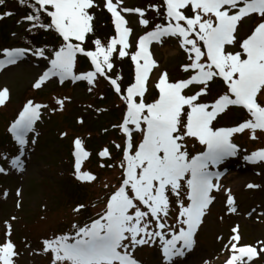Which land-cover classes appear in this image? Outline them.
Listing matches in <instances>:
<instances>
[{
  "label": "snow or ice",
  "instance_id": "1",
  "mask_svg": "<svg viewBox=\"0 0 264 264\" xmlns=\"http://www.w3.org/2000/svg\"><path fill=\"white\" fill-rule=\"evenodd\" d=\"M19 2L23 4L25 0ZM121 3L122 0H116V3L106 0L105 4L114 19L118 39L111 38L105 46L97 38L94 40L95 50L86 51L82 43L86 34L93 31V16L89 9L93 7L94 0H34L31 3L34 11L23 19L30 23V28H54L63 40L50 60L51 66L39 76L34 86L39 88L50 76H58L61 81L69 76L73 80L83 78L91 84L98 74L104 75L113 67L110 58L114 52L118 51L120 57L126 56L131 29L125 26L127 21L117 10ZM0 4H4V0H0ZM164 5L167 23L157 24L154 30L140 36L138 50L131 56L136 66L135 82L123 97L127 111L120 127L128 142L121 163V186L109 197L104 214L90 225H73L77 229L74 234L44 241V251L53 254L52 264H139L131 250L148 244L156 237L163 241V253L169 260L173 256L184 255L186 250L192 249L195 233L212 203L210 193L220 188V184L214 182L220 173L212 171L211 166L220 165L226 157L237 154L238 145L232 140L233 133L250 129L255 139L256 130L264 131V101L260 99L264 97V0H164ZM187 6L191 7L193 15H185L183 9ZM122 11L144 15L140 8H123ZM44 14L50 17V23L42 22ZM251 14H257L260 22L250 35L240 41L239 51H228L237 43L238 22ZM10 15L11 12L0 13V18ZM139 22L148 24V20L143 18ZM165 36L179 39L191 61L182 67L185 71L193 70L194 74L176 82H169L166 71L160 74L156 84L159 96L146 103L144 96L149 73L157 63L151 58L148 45L152 41L162 42ZM201 42L205 50H202ZM117 45H120L118 49ZM3 51L5 58L0 59V68L16 63L29 49ZM77 53L91 58L94 71L82 76L73 73ZM34 55L43 57L44 49H36ZM202 57H206L203 62ZM214 77L223 78L228 90L212 102H199L198 97L207 93L208 83ZM110 79L115 91L120 93L117 80ZM193 83L202 87L195 94L184 95L183 90ZM7 98L8 89L0 90V105ZM232 105L246 108L251 118L235 127H213L218 115ZM41 107L32 100L27 101L19 119L12 125V132L20 144L25 143V134L33 129ZM129 125L142 135L135 148L131 143L133 129ZM189 138L206 146V150L190 156L186 144ZM74 144L77 178L93 181L95 176L92 173L81 170V162L89 153L82 149L80 138H76ZM108 154L105 149L99 155ZM245 159L264 161V148L253 151ZM13 165L19 167L18 157L13 160ZM3 171L0 168V172ZM183 181H186L189 203H180L179 215L183 218L181 224L186 227L173 231L171 238L166 239L164 219L169 214L171 203L168 193L179 199ZM248 187L255 185L249 184ZM227 202L233 205L234 198L229 195ZM82 207L78 205L77 210ZM235 210V207L231 208V211ZM10 227L8 225L9 230ZM233 233L231 254L225 264H250L254 257L264 253V247L258 252L255 246H238V226L233 228ZM18 255L11 240L0 244V264H15L14 258ZM204 264L209 262L204 261Z\"/></svg>",
  "mask_w": 264,
  "mask_h": 264
},
{
  "label": "rangeland",
  "instance_id": "2",
  "mask_svg": "<svg viewBox=\"0 0 264 264\" xmlns=\"http://www.w3.org/2000/svg\"><path fill=\"white\" fill-rule=\"evenodd\" d=\"M31 3L29 6L21 5L11 0L7 3V8L0 9L2 13H12L10 16L0 18V59L5 58L4 49L23 48L20 41L23 29L30 26L23 17L26 16L25 13L30 14L33 10ZM113 3H116V0H113ZM149 3L150 0H122L117 6V10L127 21L125 26L131 29L128 36L129 46L125 49L128 54L120 57L118 51L114 52L110 58L113 67L107 70L114 72L110 78L116 79L121 88L118 99L122 103L120 111L126 110L124 107L126 101L123 97L127 88L135 82L136 66L131 56L138 50V39L149 32L148 27L152 31L159 24L157 23L159 20L152 21L158 10ZM105 4L106 0H94L93 7L89 9L93 16L91 21L93 31L86 34L90 37V44H83L87 51L95 50L94 40L97 38L105 46L111 38L118 39L114 19ZM123 8H140L144 15L141 17L139 13H126L122 11ZM190 9V6L183 9L185 15H193L192 9L189 12ZM142 18L147 19L148 24H141L139 21ZM50 22L49 17L46 24ZM259 22L260 17L257 14H251L238 22L235 33L237 43L227 50L239 51L240 41L250 35ZM5 33L7 40L4 38ZM62 42L60 40L59 43L58 39L52 42L55 49L44 51L43 57L34 55L36 49H29L16 63L5 65L0 70V90L8 89V98L0 105V168L4 169L0 172V243L2 240L5 242L11 240L15 245L19 254L14 258L15 264H52L53 254L51 251H44V241L63 234H74L77 229L73 225L80 227L89 225L91 219L88 218L103 214L104 199L101 198V194L108 187L102 180L115 179L120 173L114 156L107 159H110L108 161L111 163L110 166H103V161L97 159V162L91 158L89 171L95 179L90 185L87 181H76V169L74 171L76 138L81 139L82 149H88L93 155L105 146L112 152L115 151L112 142L124 143L126 134L124 133L122 141L112 138V133H109V136L107 132L106 135H101L99 126L92 125L100 124L101 127H105L102 120L112 119L110 115L112 110L109 109L115 105L113 101L110 104L101 102L105 101L101 96V90H104L101 89L100 83L93 87L95 80L90 85L83 78L73 80L69 76L61 81L58 76H50L39 88L34 86L39 76L51 66L50 60ZM200 46L205 50L202 42ZM119 47L120 45H117V49ZM148 48L151 58L157 62L149 73L144 96V101L151 103L159 96L156 84L160 74L166 71L169 82H176L188 79L194 71L191 69L185 71L182 67L191 61L189 53L180 46L177 37L165 36L162 42L152 41ZM192 55L194 56V53ZM205 59L206 57H202V62ZM86 73L80 72L77 76ZM110 85L115 91L111 80ZM201 87V84L193 83L183 90V94H195ZM94 88L96 90L90 93ZM227 90L223 78L214 77L208 83L207 93L199 96L198 100L203 103L212 102ZM260 99L264 101V97ZM29 100L42 107L39 118L33 123V129L25 134V143L20 144L17 139H9V135L13 133L12 125L19 119L20 112ZM242 108L244 107L240 105L229 106L213 121V127H235L240 122L250 119L247 109L240 111ZM125 115L126 112L122 119ZM79 121L81 124L78 125ZM129 127L133 129L131 133L133 140L136 129L133 125ZM91 140L94 141L95 148L91 145ZM232 140L238 145L237 154L226 157L220 165L211 166L213 171L220 173L219 177L214 179V182L220 184V188L213 189L210 193L213 200L202 219L197 236H194L192 249L186 250L182 256H173L169 260L163 253V241L156 237L148 244L131 250L139 264H204V261H208L209 264H225L226 258L231 254L232 237L235 235L233 228L237 226L240 236V240L236 242L238 246H255L258 252L264 247V161L245 159L253 151L264 148V131L256 130V138L253 139L251 130L246 129L242 133H233ZM186 144L190 156L195 151L193 150L195 145L196 154L205 150L204 145L192 138L187 139ZM118 151L121 152L119 149ZM17 157L19 167L13 165V160ZM102 166L104 168L100 170ZM82 167L83 165L82 171H87ZM249 184L255 187L250 188ZM184 189L183 187L179 199L175 194L168 193L171 202L168 215L175 222V215L178 213L176 218L178 223L179 205L183 202L181 197L184 195ZM229 195L234 198L233 205L227 202ZM78 205L83 207L77 210ZM232 207L236 209L234 212L231 211ZM8 225L11 226L10 230ZM152 227L155 228V224ZM176 230H179L178 226ZM169 231L170 229L164 231L166 239L171 238L173 231L168 235ZM250 264H264V253L254 257Z\"/></svg>",
  "mask_w": 264,
  "mask_h": 264
},
{
  "label": "trees",
  "instance_id": "3",
  "mask_svg": "<svg viewBox=\"0 0 264 264\" xmlns=\"http://www.w3.org/2000/svg\"><path fill=\"white\" fill-rule=\"evenodd\" d=\"M7 1H11V0H4V4H0V8L1 9H4L6 7V4H7L6 2ZM13 1L14 2H18L21 5L28 4V6L31 3L29 0H25V2L23 4L20 3L19 0H13ZM146 1H148V0H146ZM158 3H159V0H150L149 4L157 6ZM32 12H33V10H31L30 13H32ZM154 19L162 20L163 17L158 18L156 16L155 18L153 17V20ZM47 20H48L47 15H45V16L42 15V22L46 24ZM104 21H105V18H104ZM25 29H27V30L25 31V34L22 36L20 41L23 43L24 46L31 47V49L43 48L44 51H46V52H48L49 50L53 51L55 48L53 49L52 45H55V44H53L52 42H54L56 39H58L59 43H60L61 37L59 36L58 32L54 28H49V29L40 28V27L30 28V26H27ZM4 38H5V40L8 39V37L5 34H4ZM87 43L90 44L89 35H86L85 41L82 44H87ZM47 48H48V50H47ZM76 60H77V65H80V64L83 65L82 60H79V59H76ZM127 77H129V75H127ZM98 80H99L98 83H100L101 84L100 86H102L101 89L104 90L103 93L106 94V95L103 94L105 96V99H104L105 101H101V102L106 104V101L108 102V100H110L109 96H111L113 98L112 101H113V103H115V105H114V108H110L109 111L112 110L110 112V115L112 116V118L116 119V118L119 117V112L118 111L120 110L119 107H121V103L118 100V96H117L116 93H112L111 88H110L111 85H110V82L108 80H101V79H98ZM114 92H116V91H114ZM112 120H114V119H111L110 121H108L107 124H105L106 127H103L104 128V132L113 133V137L118 138V135H117L118 132L117 131H110L109 128H108V124H112V122H111ZM102 121H104V120H102ZM93 126H96V125H93ZM90 143L93 146V148H95L96 145L94 144V141L91 140ZM90 143H89V145H90ZM95 155L96 154L94 152V154L90 157V159L93 158V160H94L95 159Z\"/></svg>",
  "mask_w": 264,
  "mask_h": 264
}]
</instances>
